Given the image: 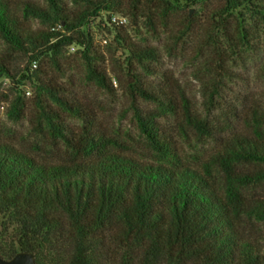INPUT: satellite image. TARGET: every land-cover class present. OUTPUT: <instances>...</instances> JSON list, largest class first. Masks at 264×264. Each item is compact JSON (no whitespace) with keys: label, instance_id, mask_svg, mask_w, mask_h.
<instances>
[{"label":"rangeland","instance_id":"374dc122","mask_svg":"<svg viewBox=\"0 0 264 264\" xmlns=\"http://www.w3.org/2000/svg\"><path fill=\"white\" fill-rule=\"evenodd\" d=\"M4 1L36 36L65 33L52 21L47 0ZM191 1L113 0L81 26L91 35L87 49L81 37L52 51L17 48L0 32L6 68L0 72V143L45 163L89 161L114 151L141 162L188 165L223 196L233 186L244 206L264 201V178H255L264 165L223 161L234 135L264 136V19L244 5L229 15L225 0ZM64 3L76 17L88 7L82 0ZM238 23L249 44L240 39L231 50L223 34L239 37ZM132 44L154 48L155 57L136 60ZM93 68L104 71L107 85ZM38 77L61 97H39ZM136 78L169 87L173 97L132 94ZM139 114L155 120L158 142L141 130ZM234 212L239 230L264 250V221L243 206ZM15 230L0 204L1 246L11 245Z\"/></svg>","mask_w":264,"mask_h":264},{"label":"trees","instance_id":"16d2710c","mask_svg":"<svg viewBox=\"0 0 264 264\" xmlns=\"http://www.w3.org/2000/svg\"><path fill=\"white\" fill-rule=\"evenodd\" d=\"M82 1L88 7L76 17L64 0H47L52 21L62 24L65 33L36 36L0 0V32L17 48L46 46L52 51L81 37L87 49L91 35L81 26L113 0ZM225 3L229 15L244 5L264 19V0ZM237 33L239 37L223 34L231 50L238 47L237 40L249 44L239 23ZM128 49L136 60L155 57L151 47L132 44ZM5 70L0 65V72ZM91 73L107 85L104 71L93 68ZM37 92L39 97H61L39 77ZM130 92L152 100L173 97L169 87H150L138 78L130 83ZM137 120L146 136L158 142L155 120L140 114ZM225 148L224 163L264 165L261 134L234 135ZM256 176L264 178V170ZM226 190L221 195L204 173L188 165L141 162L114 151L89 161L45 163L0 143V204L16 223L13 242L0 245V255L8 259L18 251L33 252L35 264H264V250L239 230L234 212L243 206L264 221V201L244 206L233 186Z\"/></svg>","mask_w":264,"mask_h":264},{"label":"water","instance_id":"95a60500","mask_svg":"<svg viewBox=\"0 0 264 264\" xmlns=\"http://www.w3.org/2000/svg\"><path fill=\"white\" fill-rule=\"evenodd\" d=\"M0 264H35L34 253L18 251L8 259H5L0 255Z\"/></svg>","mask_w":264,"mask_h":264},{"label":"built area","instance_id":"2783aa9c","mask_svg":"<svg viewBox=\"0 0 264 264\" xmlns=\"http://www.w3.org/2000/svg\"><path fill=\"white\" fill-rule=\"evenodd\" d=\"M33 66H34V67H36V66H37V64H36V62H35V61H33Z\"/></svg>","mask_w":264,"mask_h":264}]
</instances>
